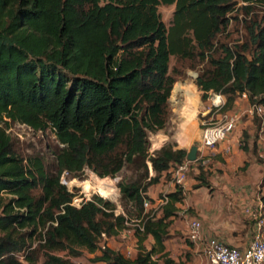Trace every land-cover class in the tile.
Returning <instances> with one entry per match:
<instances>
[{"label":"trees","instance_id":"obj_1","mask_svg":"<svg viewBox=\"0 0 264 264\" xmlns=\"http://www.w3.org/2000/svg\"><path fill=\"white\" fill-rule=\"evenodd\" d=\"M239 2L0 0V264H22L18 255L26 264L40 258V264H73L57 252L77 257L81 249L100 252L95 264H174L164 242L169 207L181 192L167 194L160 217L145 213L143 201L188 151L166 146L149 156L148 134L169 119L176 82L171 56L192 69L203 64L195 84L203 99L209 91L225 96L223 111L243 93L264 107V0ZM172 5L167 28L158 7ZM232 21L241 25L242 41L222 45L218 35ZM16 122L54 133L52 168L7 132ZM126 164L142 174L118 183L144 228L132 259L98 244L101 233L124 228L125 216L101 198L70 206L74 194L60 183L64 172L80 177L88 168L99 178L114 177ZM148 237L154 244L140 248Z\"/></svg>","mask_w":264,"mask_h":264},{"label":"rangeland","instance_id":"obj_2","mask_svg":"<svg viewBox=\"0 0 264 264\" xmlns=\"http://www.w3.org/2000/svg\"><path fill=\"white\" fill-rule=\"evenodd\" d=\"M238 5L242 4L239 1ZM237 5V6H238ZM174 6H159L158 12L161 15V20L164 23L165 27H169L172 22ZM243 30L241 25H238L232 21L230 23L229 28L222 34L218 35V41L222 45L232 46L236 43H240L242 41ZM203 68V64H197L195 68H189L188 61H179L176 60L173 56L170 57L169 60V71L172 73L176 79V82L173 84L171 96L168 102V109H169V119L166 123L165 127L161 131L167 136V141L162 147L171 146L174 150L178 149H185L187 151L190 150L192 146H196L199 143L201 138V124L207 122L210 118L213 110L208 113L209 109L211 108V102L209 101V95H207L206 99L202 98V92L198 89L195 84V80ZM176 83H180V87L177 93L173 95V91L177 85ZM175 85V86H174ZM193 87V93L191 95L185 94L183 88L186 86ZM218 94V93H217ZM246 100L242 98L241 95H236L234 97V102L226 111L230 113H235L239 117L238 124L242 126L240 129L241 132V140H240V151L243 153L248 151L247 146V139L244 137V134L247 133V130L250 128L248 122H255L256 119H259L256 116H253L254 119L252 120L248 117L250 114L247 112L249 110L250 103L245 106V103L239 100ZM226 99V97H225ZM238 101V104L236 105ZM249 114V115H248ZM188 121V122H187ZM187 124H186V123ZM190 122V123H189ZM191 124V125H190ZM193 128V129H192ZM159 131L150 132L153 135H156ZM188 131V132H187ZM191 131V132H190ZM10 135L13 139L21 142L26 146V152L30 153L32 149L38 152L45 161L46 166L50 169L53 167L54 164V156L53 150L59 144L55 139L54 133L51 130H47L46 133H36L32 130H29L23 126L12 125L10 129ZM177 135V136H176ZM185 136V137H184ZM187 137V138H186ZM249 138V136H248ZM149 140V134H148ZM166 140L163 139L161 136H157L154 138V145L153 148H159L162 145V142ZM183 142V143H182ZM150 147L152 142H150ZM149 147V148H150ZM256 147L251 149L252 153L254 154ZM250 151V149H249ZM213 157V155H212ZM211 162V161H210ZM209 162V163H210ZM249 163L243 161L241 167L238 169L241 171L246 170ZM198 164L191 166L190 172L187 175V179L190 180L191 178L198 180V173L200 171ZM210 166L207 165L204 167L203 177L199 176L201 179L200 183L194 184V188H198L199 185H203L204 189L208 190V194H211L214 191V184L212 183V175H218L221 171L215 170V173L209 171L211 169ZM243 166V167H242ZM208 168V169H207ZM192 171L197 172L195 175L191 173ZM203 170V169H202ZM241 171V172H242ZM65 173L62 181V185H64L67 190L74 194V198L76 199H83L84 201L94 200L96 198H101L110 205L114 206V212L117 215H124L127 219L130 220H138V216L136 210L129 204H126L121 199L120 190L118 188V183L121 181L129 182L136 180L140 175L139 172L135 171L129 165H124V167L120 170V172L114 177H105L99 178L94 172L90 171L88 168H85L80 177H70ZM154 173L152 172L153 177ZM219 176V175H218ZM149 177V176H148ZM161 177L163 181H160L147 188L146 190V197H148L152 202L156 201L158 198H161L162 195L170 194L164 190V186L167 183H172L171 173L165 174L163 173ZM162 183V185H160ZM90 184V188L86 189L85 185ZM99 184V185H98ZM105 186V190H100V186ZM96 186V187H95ZM117 193V196H116ZM148 193V194H147ZM102 194L105 195L101 196ZM156 199L153 200L152 198ZM152 213V211H151ZM181 220V221H180ZM129 221V220H128ZM184 221L182 219L177 220L174 223H168L167 227V237L170 235L172 236H180L183 231ZM170 229H172L170 231ZM122 231V230H120ZM120 231L111 236L105 235V238L100 237L98 239L99 247H107L119 253L124 252L125 246L129 244V241L124 240ZM181 237V236H180ZM167 239V238H166ZM151 245L145 241L143 243L142 249H150ZM138 251V248H137ZM81 253L79 256L75 257L68 254L67 251L57 252L58 256L69 259L70 262L73 264H95L92 263L91 260L96 256L100 255V252L90 254L86 250L81 249L79 250ZM181 257L183 260H181ZM197 260L195 261L194 257L190 254H187L185 257L183 254H180L177 258V261H173L174 264H205V260L203 257L198 253L196 254ZM42 261L40 258L39 263ZM158 262L163 264V259H159Z\"/></svg>","mask_w":264,"mask_h":264},{"label":"crops","instance_id":"obj_3","mask_svg":"<svg viewBox=\"0 0 264 264\" xmlns=\"http://www.w3.org/2000/svg\"><path fill=\"white\" fill-rule=\"evenodd\" d=\"M177 84L180 83L175 85ZM240 101L244 102L245 106L248 104L246 100L241 99ZM248 117L254 119L251 115ZM258 121V127L253 121L247 123L250 126L247 130L249 136L247 152L240 151V128L242 127L239 126L240 124L228 140L212 150L213 157L211 156L209 166L211 164L221 173L218 174L219 176L212 175L215 188L211 194H208V190L202 186L193 187L201 181L199 176L203 173L200 175V171L198 180L193 178L188 180L186 177L182 186L177 187L173 182H168L164 186V190H168V193L181 192V200L169 207L173 214L168 217L167 222L174 223L179 219L184 221L181 237L169 235L164 242L166 258L177 261L180 254L184 257L190 254L195 261L197 260L196 254L200 252L197 246L187 239L188 221L191 219L200 221L204 239L218 238L230 246L239 248H245L249 244L252 224L243 215L241 204L256 195L263 197L264 200V122L259 119ZM254 147L256 150L253 154L251 149ZM243 161L249 164L246 170H241V172L238 168L241 167ZM212 166L209 171L215 173ZM191 173L195 175L197 172L191 170ZM163 178L161 177L160 181H163ZM146 241L151 246L154 244L151 237H148ZM181 260H183L182 257Z\"/></svg>","mask_w":264,"mask_h":264},{"label":"built area","instance_id":"obj_4","mask_svg":"<svg viewBox=\"0 0 264 264\" xmlns=\"http://www.w3.org/2000/svg\"><path fill=\"white\" fill-rule=\"evenodd\" d=\"M209 95V101L211 102V108L208 113L213 110L210 118L207 122L201 124V138L197 145L196 160L193 162L184 160L181 164L176 165L171 171L172 182L178 187L182 186L186 180L187 174L191 169V166L196 164L197 167H204L209 165L212 156V150L222 142L228 140L237 128L239 117L235 113L223 111L226 99L225 96L216 94L212 91L207 93ZM242 98L248 100L246 93L241 94ZM257 100L258 97H253ZM249 114L256 116L260 121L264 122V107L260 104H250ZM13 125L23 126L29 130H32L25 124L18 122ZM11 129V127H10ZM10 129L7 131L10 132ZM33 131V130H32ZM161 136L166 139L162 142L161 147L153 148L154 138ZM149 141L152 142L151 147L148 150L149 156H153L154 153L159 151L167 141V136L159 131L156 135L149 133ZM149 170V177L152 176L151 164L149 161L146 162ZM65 172L60 177V183L65 176ZM67 175V174H66ZM2 195H7L2 193ZM9 196V195H8ZM10 197V196H9ZM83 199L73 198L70 206L80 208ZM168 203L167 195H162L156 201L152 202L149 199L143 201L144 212L152 211L151 215L160 217L162 210ZM243 215L252 224L251 240L245 248L230 246L218 238H207L204 239L202 235L201 223L197 219H191L188 221L187 239L197 246L200 255L205 260V264H264V200L263 197L256 195L253 198L247 199L241 204ZM23 212L22 209H19ZM117 215V214H116ZM129 220V221H128ZM56 225V223H52ZM144 228L139 220H130L125 217L124 228L120 231L122 238L129 241V244L125 246L124 252L121 253L124 258L132 259L138 248L137 236L143 233ZM102 238H105V233H101ZM104 248V247H103ZM18 260L22 264H26L23 255L17 256ZM153 260L156 256L152 257Z\"/></svg>","mask_w":264,"mask_h":264},{"label":"bare ground","instance_id":"obj_5","mask_svg":"<svg viewBox=\"0 0 264 264\" xmlns=\"http://www.w3.org/2000/svg\"><path fill=\"white\" fill-rule=\"evenodd\" d=\"M183 90H184V92H185V94H187V95H191L192 93H193V87L190 85V86H186L185 88H183ZM188 122V121H187ZM186 123V122H185ZM190 123V122H189ZM187 124V123H186ZM191 125V124H190ZM193 129V128H192ZM188 132V131H187ZM191 132V131H190ZM177 136V135H176ZM185 137V136H184ZM187 138V137H186ZM183 143V142H182ZM99 185V184H98ZM96 187V186H95ZM85 188L86 189H89L90 188V184H87V185H85ZM100 188V190H105V186H100L99 187Z\"/></svg>","mask_w":264,"mask_h":264},{"label":"water","instance_id":"obj_6","mask_svg":"<svg viewBox=\"0 0 264 264\" xmlns=\"http://www.w3.org/2000/svg\"><path fill=\"white\" fill-rule=\"evenodd\" d=\"M196 153H197V147L196 146H192L190 148V150L187 153V157L186 159L190 162H193L196 160Z\"/></svg>","mask_w":264,"mask_h":264}]
</instances>
